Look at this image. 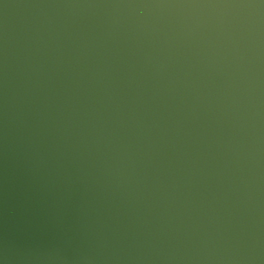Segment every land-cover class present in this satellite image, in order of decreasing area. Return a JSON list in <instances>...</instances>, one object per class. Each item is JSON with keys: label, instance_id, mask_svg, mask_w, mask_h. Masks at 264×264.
I'll return each instance as SVG.
<instances>
[{"label": "water", "instance_id": "water-1", "mask_svg": "<svg viewBox=\"0 0 264 264\" xmlns=\"http://www.w3.org/2000/svg\"><path fill=\"white\" fill-rule=\"evenodd\" d=\"M0 264H264V0H0Z\"/></svg>", "mask_w": 264, "mask_h": 264}]
</instances>
